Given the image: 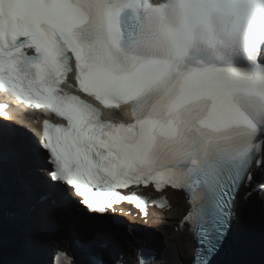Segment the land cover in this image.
<instances>
[{"label": "snow or ice", "instance_id": "6c2138e0", "mask_svg": "<svg viewBox=\"0 0 264 264\" xmlns=\"http://www.w3.org/2000/svg\"><path fill=\"white\" fill-rule=\"evenodd\" d=\"M0 91L66 121L44 119L39 139L17 130L63 195L146 216L171 208L170 188L190 205L189 264H217L236 194L264 168V0H0ZM150 185L164 194L120 191ZM95 246L50 264H90Z\"/></svg>", "mask_w": 264, "mask_h": 264}, {"label": "bare ground", "instance_id": "6f19581e", "mask_svg": "<svg viewBox=\"0 0 264 264\" xmlns=\"http://www.w3.org/2000/svg\"><path fill=\"white\" fill-rule=\"evenodd\" d=\"M2 102L6 104L8 108V104L10 103L3 99L0 100V105ZM125 113L127 114V110H125ZM8 114H10V112H8ZM0 120L6 122L8 125H10L11 122L16 125H23L36 139H39L41 134L40 125L32 123L26 116H19L11 120L8 115L6 119L3 115H0ZM10 126L13 130L16 129L17 131L15 126ZM18 133L23 138V144L26 145L28 152L24 153L20 150L19 153H17L10 147L8 140H0V257H2L6 264H50V261L46 260L48 254H44L45 247L47 249L50 245H57L55 244L57 242H64L67 236L64 235L63 232L61 235L58 233H51L55 229L53 221H56V223L59 222L57 216L53 214L54 211L52 209L38 205L35 208V214L30 211L31 206L37 204L38 200L41 198V194L35 197H29L24 194L21 187V180L23 177H21L20 174L24 170L23 176L25 178L30 177L31 179L32 175L35 181L42 187L41 189L46 186L48 174L46 175L47 170L44 168H36L32 163L28 162L29 156L38 157L40 155L35 152L29 140L20 132ZM256 173L261 174L259 177L264 178V168L256 167L255 174ZM39 174H41V176L38 178L37 175ZM244 190L245 188H242L237 196V206L239 209L242 208L241 213L249 206L252 208V211H254L259 205L257 201L253 204L249 202V205L246 204L245 208L242 207ZM260 193L264 194V192ZM74 199L76 198L73 197L72 201ZM179 201L184 206L183 209L188 207L185 199L179 197ZM80 207L83 208L82 205ZM8 211L10 213H15V216H9L7 218ZM152 212L155 214L156 211L152 210ZM37 213H39L40 217L38 223L35 217ZM129 217L130 228H125V230L131 240L130 248L133 252L131 255L132 259L130 257L131 264H137L138 256H136V253H138V249L141 247L142 238H140L137 233L135 236L131 226L146 221L142 216L140 219L138 216ZM174 218L175 216L173 213L169 215L162 214L160 220L157 222L160 233L165 234L167 238V242L162 241L163 248H158L159 252H161V258L157 259V264H186V262L192 258L193 240L191 234L187 231L186 227L176 228L177 225L172 221ZM69 219L73 220L72 217H69ZM163 220L166 222H163ZM240 221L243 222V220ZM236 231L238 233L242 231L246 233L249 231L252 236L255 238L258 237L259 243L261 242V246L264 249V220L261 228L257 231L250 230V227L247 229V225H240L236 228ZM240 242L243 253L247 255V264H264V250L260 251L261 249L258 250L254 248L253 245L246 244L245 241ZM119 263L121 264V262ZM236 263H238L237 260Z\"/></svg>", "mask_w": 264, "mask_h": 264}, {"label": "water", "instance_id": "95a60500", "mask_svg": "<svg viewBox=\"0 0 264 264\" xmlns=\"http://www.w3.org/2000/svg\"><path fill=\"white\" fill-rule=\"evenodd\" d=\"M15 134L16 133L10 125L0 120V140H8L9 145L16 143L15 146L18 149L20 147V142L18 135ZM34 162H38V158H34ZM27 185L29 187H32L30 183H27ZM257 199L258 196L254 198L252 204L257 201ZM257 203H259V205L254 211H252V208L250 206L248 208H245L246 211L244 213L242 222V225L248 226V219L250 218V226L254 231L256 230V228H259L264 220V204H261L260 202ZM48 206L54 211L53 214L59 219L58 223L61 225L64 235L67 236V241L71 240L72 242L77 241L78 243H83L84 241L89 240V238L94 236L96 230L101 227L104 228L107 233L116 241L118 248L121 249L125 246V242L128 238V234H126L125 228H130L129 219H126L122 216L114 217L101 216L98 214L94 215L91 212H88L83 205V208H81V204L74 203L72 199H68L65 195H63L61 190L53 196V198L49 201ZM69 217H72L73 220H70ZM80 227L84 229L86 227H90V230H85L83 234H80V232H78ZM137 227L138 228L136 229V232L139 234V237L142 238L140 250L144 252L145 250H148L152 247L148 245L147 232L145 231V228L140 225H137ZM240 241H245L246 244L253 245L256 249H258L259 246L258 237L255 238L254 236H246V233H244L243 231L241 233H238L232 247V264H240V257L243 249ZM113 252L114 250L111 248H104L105 259L108 264H117L118 256ZM142 257L143 254L141 258ZM125 259L126 260L124 261L127 264L128 260L127 258ZM236 260L238 263H236Z\"/></svg>", "mask_w": 264, "mask_h": 264}, {"label": "rangeland", "instance_id": "374dc122", "mask_svg": "<svg viewBox=\"0 0 264 264\" xmlns=\"http://www.w3.org/2000/svg\"><path fill=\"white\" fill-rule=\"evenodd\" d=\"M25 171L23 170L22 171V173L20 174V175H23V173H24ZM264 194H262V197L259 199V201H260V203L261 204H263L264 203ZM246 207V204L243 206V208H245ZM248 208V207H247ZM242 209V208H241ZM245 211H246V209L242 212V219L244 218V213H245ZM68 217V216H67ZM66 217V218H67ZM250 219V218H249ZM248 219V220H249ZM82 226H83V224H82ZM132 227V232L135 234V236H136V229L138 228L137 227V224L136 225H134V226H131ZM134 227H136V228H134ZM85 230L86 231H89L90 230V227H86L85 229L84 228H82V227H80V229L78 230V232H80V234H83L84 232H85ZM250 230H252V227H250ZM60 234H61V231H60ZM126 234H128V233H126ZM247 234H248V236H250V237H252V235L250 234V232L249 231H247ZM130 238H129V235H128V238H127V240H126V242H125V246L123 247V248H121V250L120 251H118V253H117V255L119 256V259L120 260H122V259H125V258H127V260H128V262H131V259H132V257H131V255L133 254V252H132V250H131V248H130ZM65 243V242H64ZM157 246H158V248L160 247H162L163 248V242H162V240H161V236H160V239L159 240H157ZM258 250H260V249H258ZM264 249L262 248L260 251H263ZM122 253V254H121ZM125 254V255H124ZM137 254V253H136ZM241 254H242V258L240 257V264H247V258H246V254H244L243 253V249H242V252H241ZM161 256V255H160ZM130 257H131V259H130ZM161 258V257H160Z\"/></svg>", "mask_w": 264, "mask_h": 264}]
</instances>
